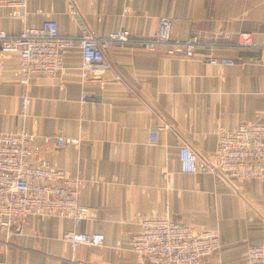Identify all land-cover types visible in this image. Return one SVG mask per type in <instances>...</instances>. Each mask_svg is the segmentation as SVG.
Masks as SVG:
<instances>
[{
	"label": "crops",
	"instance_id": "obj_1",
	"mask_svg": "<svg viewBox=\"0 0 264 264\" xmlns=\"http://www.w3.org/2000/svg\"><path fill=\"white\" fill-rule=\"evenodd\" d=\"M161 16L173 19V40L197 35L213 47L197 46L191 57L164 45L145 49L139 40L154 35ZM45 19L73 37L130 31V41L106 50L109 67L94 79L79 75L77 42L59 70L32 74L27 84L18 55L0 50V131L30 133L39 158L80 179L86 210L75 229L104 239L72 248L61 239L71 219L29 215L0 230V264H137L132 235L141 219L166 211L194 232L219 236V248L196 264H246V248L264 246V177L232 190L207 170L181 172L177 150L189 145L207 162L218 126L264 125V0H28L25 16L0 4V29L9 33ZM241 31L252 33V45L236 42ZM211 55L234 63L211 64ZM58 135L79 142L57 146Z\"/></svg>",
	"mask_w": 264,
	"mask_h": 264
},
{
	"label": "built area",
	"instance_id": "obj_2",
	"mask_svg": "<svg viewBox=\"0 0 264 264\" xmlns=\"http://www.w3.org/2000/svg\"><path fill=\"white\" fill-rule=\"evenodd\" d=\"M4 6H15L20 16L27 13L28 0H0ZM70 10L74 13L73 6ZM173 19L161 16L154 35L139 42L147 50L158 45L166 46V52L177 56L191 57L197 46H212L204 43L197 35L185 40H173ZM219 30L217 37L224 36ZM131 40L130 31L123 27L104 35L84 31L78 37L62 35L56 20L45 19L36 26H24L18 33L0 29V50L13 52L19 58L20 82L27 84L32 74L52 73L63 64V52L77 42L80 47L81 64L79 75L82 80L94 79L109 65L106 50L115 44ZM253 35L241 31L236 42L252 45ZM264 49V45L262 46ZM209 63L232 65L233 59L211 55ZM29 97L21 98V111L25 112ZM150 133L149 138L155 139ZM49 136H44L47 141ZM56 145L77 144L78 138L58 135ZM40 150L30 133L0 131V230L24 220L29 215L59 216L71 219L73 229L62 231L61 239L72 248L78 245H99L104 236L101 232L75 229L85 217V206L78 201L79 178L69 177L63 169L50 164L37 155ZM180 171L195 172L198 168L213 173L216 178L235 190V182L264 177V125L241 124L227 129L216 128V143L213 159L198 162L196 152L186 144L178 146ZM141 228L132 235L131 249L137 255V264H196L220 246V239L213 230L194 232L189 225L172 218L168 211L164 215L141 219ZM246 264H264V246L250 245L246 248ZM65 264V263H62Z\"/></svg>",
	"mask_w": 264,
	"mask_h": 264
}]
</instances>
